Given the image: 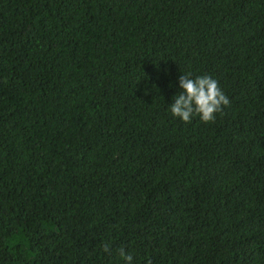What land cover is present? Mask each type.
I'll return each mask as SVG.
<instances>
[{"label": "trees", "instance_id": "trees-1", "mask_svg": "<svg viewBox=\"0 0 264 264\" xmlns=\"http://www.w3.org/2000/svg\"><path fill=\"white\" fill-rule=\"evenodd\" d=\"M186 73L215 122L172 116ZM120 247L264 264V0H0V264Z\"/></svg>", "mask_w": 264, "mask_h": 264}, {"label": "clouds", "instance_id": "clouds-1", "mask_svg": "<svg viewBox=\"0 0 264 264\" xmlns=\"http://www.w3.org/2000/svg\"><path fill=\"white\" fill-rule=\"evenodd\" d=\"M178 83L182 92L174 97L170 111L173 117L185 124L192 123L196 116L205 124L213 123L217 113H222L225 107L230 106L229 98L218 81L210 75L193 78L191 73H186L179 77ZM103 252L111 255V244H105ZM117 253L124 264H132L133 256L124 247L118 248Z\"/></svg>", "mask_w": 264, "mask_h": 264}]
</instances>
